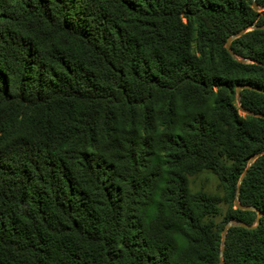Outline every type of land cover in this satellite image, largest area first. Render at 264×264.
Listing matches in <instances>:
<instances>
[{
	"label": "trees",
	"instance_id": "16d2710c",
	"mask_svg": "<svg viewBox=\"0 0 264 264\" xmlns=\"http://www.w3.org/2000/svg\"><path fill=\"white\" fill-rule=\"evenodd\" d=\"M253 1L0 0V264H264Z\"/></svg>",
	"mask_w": 264,
	"mask_h": 264
},
{
	"label": "water",
	"instance_id": "95a60500",
	"mask_svg": "<svg viewBox=\"0 0 264 264\" xmlns=\"http://www.w3.org/2000/svg\"><path fill=\"white\" fill-rule=\"evenodd\" d=\"M253 7L255 9H259V6L257 4V2L254 0L253 1ZM262 9H264V6L262 7ZM257 27V25L253 24L251 26H249L248 28H245V29H242L232 35H230L227 39V42H226V47L228 50H231V43H232V40L236 37H239L240 35H242L243 33H245L247 30H250L252 28H255ZM245 60V59H244ZM260 64L264 65V63H261L259 62ZM243 88H251V89H255V90H261V91H264V89H260L258 87H255V86H251V85H243V84H240L237 86V96H238V103H239V109L240 111L244 112V113H247V114H251V115H257V116H261V117H264V114H261V113H255L253 111H250L248 109H245L242 105H241V95H240V92ZM264 153V150L260 151V152H257L255 154H253L250 159H249V162H248V165H250L257 157H259L261 154ZM246 170L244 171L243 175L241 176V179L240 181L242 180L244 174H245ZM234 204H235V207L237 208H243V209H250V208H254V207H251V206H243L240 204V201H239V191L237 192V195L235 197V200H234ZM258 214H260V212L258 211ZM259 221V215L257 217V220L256 222ZM234 225H239V226H243V227H247V228H251L253 226H255V224H248L240 219H236V218H231L225 225L224 227V230H223V239H222V247H221V251H220V257H221V260H220V264H226L224 259H223V255H224V245H225V235L227 233V230L230 226H234Z\"/></svg>",
	"mask_w": 264,
	"mask_h": 264
},
{
	"label": "rangeland",
	"instance_id": "374dc122",
	"mask_svg": "<svg viewBox=\"0 0 264 264\" xmlns=\"http://www.w3.org/2000/svg\"><path fill=\"white\" fill-rule=\"evenodd\" d=\"M192 190H205L209 193L224 197L225 191L220 184L218 177L210 171H202L196 175L191 176ZM223 212L227 210L228 204L224 201L221 203Z\"/></svg>",
	"mask_w": 264,
	"mask_h": 264
}]
</instances>
